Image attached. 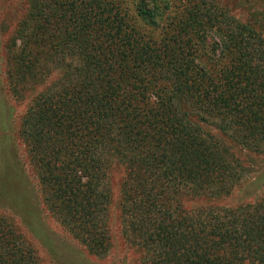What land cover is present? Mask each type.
Returning a JSON list of instances; mask_svg holds the SVG:
<instances>
[{"label":"trees","instance_id":"16d2710c","mask_svg":"<svg viewBox=\"0 0 264 264\" xmlns=\"http://www.w3.org/2000/svg\"><path fill=\"white\" fill-rule=\"evenodd\" d=\"M24 3L4 73L49 216L95 257L112 233L138 264H264V170L233 151L264 154L260 23L217 0ZM244 189L254 198L229 205ZM0 264H40L3 215Z\"/></svg>","mask_w":264,"mask_h":264},{"label":"rangeland","instance_id":"374dc122","mask_svg":"<svg viewBox=\"0 0 264 264\" xmlns=\"http://www.w3.org/2000/svg\"><path fill=\"white\" fill-rule=\"evenodd\" d=\"M221 8L240 20L259 22L264 29V0H217ZM0 215L8 217L23 238L35 251L40 264H138V251L121 238L116 239L111 232L112 243L104 256L95 257L76 242L45 211L41 202V190L36 180L35 169L28 159L24 145L17 136L18 118L24 110L25 101L14 99L10 95L4 73V44L15 25V21L24 11V0H0ZM52 72L46 79L56 78ZM37 86L35 90H40ZM234 148V155L250 165V174L264 170V154H251ZM110 177V215L109 224L113 230L117 227L116 206L122 169L113 164ZM262 170V171H263ZM257 174V173H256ZM262 179H264V171ZM246 176L241 186L252 190ZM264 183V180L262 181ZM249 186H251L249 188ZM264 184L260 185L262 189ZM254 197L247 190L238 191L229 201V205L248 202ZM193 200L187 201V203ZM112 230V231H113Z\"/></svg>","mask_w":264,"mask_h":264}]
</instances>
